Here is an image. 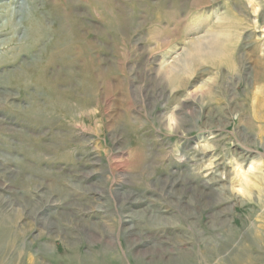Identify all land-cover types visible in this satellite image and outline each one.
<instances>
[{
  "label": "rangeland",
  "instance_id": "1",
  "mask_svg": "<svg viewBox=\"0 0 264 264\" xmlns=\"http://www.w3.org/2000/svg\"><path fill=\"white\" fill-rule=\"evenodd\" d=\"M0 264H264V0H0Z\"/></svg>",
  "mask_w": 264,
  "mask_h": 264
},
{
  "label": "bare ground",
  "instance_id": "2",
  "mask_svg": "<svg viewBox=\"0 0 264 264\" xmlns=\"http://www.w3.org/2000/svg\"><path fill=\"white\" fill-rule=\"evenodd\" d=\"M174 80H176V78L174 77ZM218 164V163H217ZM216 173V172H215ZM251 228H252V226H251ZM245 232H247V231H245ZM245 232L243 233V234H245ZM255 233V232H254ZM253 234V233H252ZM245 236V235H244ZM247 236V235H246ZM243 237V236H242ZM250 237V236H249ZM251 237H252V235H251ZM247 238V237H246ZM253 239V238H252ZM233 240V239H232ZM247 240V239H246ZM249 251V250H248ZM247 252V251H246ZM248 254H249V252H247ZM241 259V258H240Z\"/></svg>",
  "mask_w": 264,
  "mask_h": 264
}]
</instances>
